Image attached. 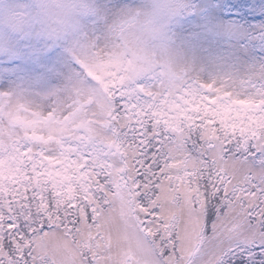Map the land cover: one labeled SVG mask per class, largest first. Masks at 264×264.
<instances>
[{"label": "snow or ice", "instance_id": "obj_1", "mask_svg": "<svg viewBox=\"0 0 264 264\" xmlns=\"http://www.w3.org/2000/svg\"><path fill=\"white\" fill-rule=\"evenodd\" d=\"M138 7L41 4L47 71L0 92V264H264V27L200 79L152 46L183 6Z\"/></svg>", "mask_w": 264, "mask_h": 264}, {"label": "rangeland", "instance_id": "obj_2", "mask_svg": "<svg viewBox=\"0 0 264 264\" xmlns=\"http://www.w3.org/2000/svg\"><path fill=\"white\" fill-rule=\"evenodd\" d=\"M225 1L177 0L183 7L165 25L163 36L153 42V48L171 55L175 67L184 69L190 77L208 79L230 71L229 57L235 43L243 32L251 34L264 27V19H253L264 16V10L253 9L254 23L247 26L238 22L235 13L227 11ZM209 4L220 13L218 22H210L206 15ZM6 11L23 14L24 23L18 31L5 25ZM41 24L36 0H0V92L10 91L20 98H30L37 92L47 71L38 55L45 44V37L39 35ZM160 59L167 61L168 56Z\"/></svg>", "mask_w": 264, "mask_h": 264}, {"label": "clouds", "instance_id": "obj_3", "mask_svg": "<svg viewBox=\"0 0 264 264\" xmlns=\"http://www.w3.org/2000/svg\"><path fill=\"white\" fill-rule=\"evenodd\" d=\"M45 2L55 3V0H36L38 16L40 17V19L42 21V24H41V27L39 30V35H41L43 37H47V36L51 35V32L49 30L50 25H56V21L54 19L45 18V17L40 15V6L42 3H45ZM91 2H92V0H78V5L79 4L87 5ZM158 3H163V0H136V4L139 7H138V9H133V11H139L140 18L143 19L145 15H149V14L154 12L155 6ZM10 16L16 17L18 22L15 25L10 24ZM30 19H34V17L30 18ZM119 20H120V17H116L111 21V23L117 24L119 22ZM159 22H160L161 28H163L165 26V21L163 20V18H160ZM4 23H5V25L10 26L13 31H18L21 28L22 24L24 23L23 14L12 13V12L6 11L4 13ZM112 42H113V37L111 35H109L107 32L101 38V46L110 45Z\"/></svg>", "mask_w": 264, "mask_h": 264}, {"label": "trees", "instance_id": "obj_4", "mask_svg": "<svg viewBox=\"0 0 264 264\" xmlns=\"http://www.w3.org/2000/svg\"><path fill=\"white\" fill-rule=\"evenodd\" d=\"M250 2L252 3L251 0ZM225 3L228 11L236 13L237 20L239 23L245 24L247 26L254 23V20L251 18V15L253 13L252 7L246 5L243 10H241L240 8L233 7V5L237 2H233L232 0H226Z\"/></svg>", "mask_w": 264, "mask_h": 264}]
</instances>
